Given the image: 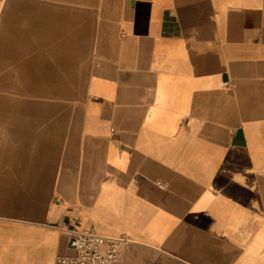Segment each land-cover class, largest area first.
<instances>
[{"label": "crops", "instance_id": "1", "mask_svg": "<svg viewBox=\"0 0 264 264\" xmlns=\"http://www.w3.org/2000/svg\"><path fill=\"white\" fill-rule=\"evenodd\" d=\"M89 228L264 264V0H0V264Z\"/></svg>", "mask_w": 264, "mask_h": 264}, {"label": "built area", "instance_id": "2", "mask_svg": "<svg viewBox=\"0 0 264 264\" xmlns=\"http://www.w3.org/2000/svg\"><path fill=\"white\" fill-rule=\"evenodd\" d=\"M125 237L107 236L94 229L69 231L71 255H60L56 264H124Z\"/></svg>", "mask_w": 264, "mask_h": 264}]
</instances>
